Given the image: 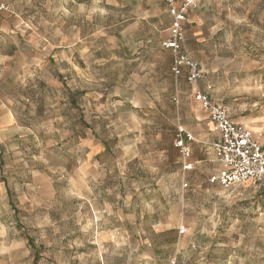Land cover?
<instances>
[{
  "label": "rangeland",
  "instance_id": "obj_1",
  "mask_svg": "<svg viewBox=\"0 0 264 264\" xmlns=\"http://www.w3.org/2000/svg\"><path fill=\"white\" fill-rule=\"evenodd\" d=\"M60 2L55 0L56 11L78 13L79 8ZM230 5L214 23L216 32L204 50L215 68L206 73L207 83L234 117L245 116L253 131H262L264 143V0H231ZM85 11L80 24L72 16L56 18L55 57L44 58L47 65L30 78V111L19 112L21 146L11 142L4 150L0 264H125L116 261L112 247L100 260L101 250L87 242L94 218L84 202L87 185L80 165L93 140L105 145L99 155L103 168L136 180L133 186L125 183L124 192L136 193L137 207H149L152 200L170 206L182 199L186 220L198 226L202 240L215 244L213 262L264 264V179L229 188L210 183L211 148L201 156L204 161L191 158L192 169L184 170L174 147L176 127L185 126L198 141L212 135L205 115L194 116L199 107L190 87L171 73L159 38L145 40L146 31L133 25L123 30L125 37L116 35L95 0ZM33 12L39 31L51 33L50 24L39 22L48 9ZM78 27L80 38L74 32ZM37 80L54 83V95ZM26 128L33 133L26 134ZM30 171L47 173L50 180L36 181ZM88 186L97 212L106 200L100 187Z\"/></svg>",
  "mask_w": 264,
  "mask_h": 264
},
{
  "label": "crops",
  "instance_id": "obj_2",
  "mask_svg": "<svg viewBox=\"0 0 264 264\" xmlns=\"http://www.w3.org/2000/svg\"><path fill=\"white\" fill-rule=\"evenodd\" d=\"M60 1H62L60 2V7H67L68 2L71 7L79 8L78 13H66L65 9L67 8H60L56 11L55 0H0L1 4L3 3L7 6L6 10H0L1 206L2 198L3 200L5 197L7 198L6 194L2 197L4 150L7 144L11 142H14V145L18 143V146H14V148L21 146L24 131L23 125L17 121H20L21 112L30 111V94L27 91L31 88V82L34 83L30 78L35 76L38 67L42 68L47 65L43 63L44 58L55 57V45L51 41L54 39V35L52 34L53 28L58 21L56 18L72 16L73 18H78L75 22L80 24L79 18L86 17L85 4L91 0ZM230 1L196 0L195 6L188 9L184 22L183 50L199 64L203 71V77L196 84H191L186 79L185 69L177 76L182 78L188 87H190L191 96H193V92L197 88L209 94L211 99L218 104L222 103L213 98V87L211 83H207L208 76L206 75L208 71H213L215 68L206 62L204 50L208 49V42L216 32L214 23L218 17L227 15L225 14V9H229L231 6ZM95 3L105 10L103 15L110 17L111 23L114 26L113 32L120 37H125L123 30L132 25L146 31L142 36L145 40L157 37L160 39L161 44L162 40L168 35L171 19L164 0H95ZM38 8L48 9L49 15L44 18L39 17V22H43L47 26L50 24L51 33L39 31L38 19L36 13L33 12V9L36 10ZM81 8H84L82 12L80 11ZM75 29L74 32H77L78 38H80L79 27ZM127 32L126 34L129 37V32L131 31ZM58 34L65 39L69 38L65 37L61 32ZM161 49H163L162 46ZM165 52L170 56L171 67V55L167 50ZM35 83L36 85L41 84L42 87L50 90L52 96L54 95V83L48 85V82L46 83L43 80H37ZM193 99L195 100L194 96ZM195 102L199 107L194 112L195 118H199L196 112H202L208 123L211 124L207 114L201 109L199 102L196 100ZM224 106L228 110V107ZM228 113L233 121L245 124L250 128L245 122V116L234 117L229 110ZM78 118L83 119V116L79 113ZM26 129L28 130L25 131L26 134L33 133L28 128ZM186 129L189 130L188 128ZM250 130L255 137H259L261 143L264 145L262 142V131L255 132L251 128ZM189 131L193 134L191 130ZM211 132L212 135L210 137H203L201 141L194 138L193 141L188 143L190 157L186 162L191 165L190 169L194 165V161H191V158L197 162L204 161L201 156L206 154L204 152L209 151L211 144L217 137V133L213 130V127H211ZM207 145L210 146L208 147ZM104 146L98 140L91 141L88 155L84 154V162L80 165V174L87 185L84 202L91 207V210H88V216L94 218V221H91L90 227H88V230H90V240L87 242L95 244L101 250V255H99L100 260L103 261V256L106 254L104 253L106 251L103 250H108L112 247L117 251L116 256L118 257L116 261H125V264H216L211 260L210 255V249L215 244L202 240L200 238L202 235L199 236L201 231L198 226H194L186 220L184 209L182 208V199H178L179 202L170 206H166L159 201H155L154 203V200H152L150 203L152 206L142 207L140 205L137 207L132 198V194L136 196V193H132L129 196L124 192L125 183L133 186L136 180L129 176L127 172L120 175L116 169L103 168L104 164L100 160L99 155L105 152ZM175 150L178 152L176 147ZM202 151L203 155L200 154ZM179 158L181 159L180 155ZM213 160L215 162V173L210 176V183H214L210 179L216 176L220 170V163L215 156ZM181 162L183 167L182 159ZM111 166L112 168L118 167H113V163H111ZM105 170H107V174L104 173ZM99 171L103 175L98 176ZM30 173L32 175L31 178L36 181L48 182L50 180L47 173L41 174L33 171H30ZM137 178H140V176H137ZM94 183L97 187H100V192H102L106 200L104 206L100 210H97V212H94L92 209L95 198L91 188L88 186L90 185L95 188L96 185ZM132 189L135 190V187H132ZM147 217H150V220H145ZM181 226H185L189 231L180 233L178 229ZM135 241L138 242L137 245H135ZM226 261L222 260L217 264H225Z\"/></svg>",
  "mask_w": 264,
  "mask_h": 264
},
{
  "label": "built area",
  "instance_id": "obj_3",
  "mask_svg": "<svg viewBox=\"0 0 264 264\" xmlns=\"http://www.w3.org/2000/svg\"><path fill=\"white\" fill-rule=\"evenodd\" d=\"M164 2L171 20L168 35L162 40L161 46L171 55V72L177 77L185 69L187 81L196 84L203 77V71L183 50L186 14L190 7L195 6L196 0H164ZM6 9L7 6L0 3V10ZM193 96L207 114L213 130L217 133L211 148L220 163V170L216 176L211 177L210 181L218 182L223 188L262 181L264 145L259 137H255L247 125L233 121L227 108L214 102L206 92L196 88ZM173 100L178 102L176 96ZM193 140V134L183 125L176 127L174 145L183 161L184 170L191 168L186 161L190 157L188 143ZM179 232L182 233L183 228H180Z\"/></svg>",
  "mask_w": 264,
  "mask_h": 264
},
{
  "label": "trees",
  "instance_id": "obj_4",
  "mask_svg": "<svg viewBox=\"0 0 264 264\" xmlns=\"http://www.w3.org/2000/svg\"><path fill=\"white\" fill-rule=\"evenodd\" d=\"M37 257H38V256H37V255H35V258H34V260H35V259H37ZM34 264H35V262H34Z\"/></svg>",
  "mask_w": 264,
  "mask_h": 264
}]
</instances>
